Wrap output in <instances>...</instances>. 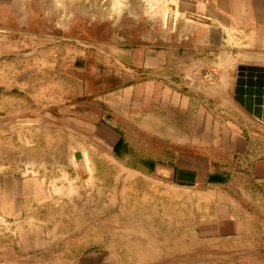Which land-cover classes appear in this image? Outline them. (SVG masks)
I'll return each instance as SVG.
<instances>
[{"label":"crops","instance_id":"crops-1","mask_svg":"<svg viewBox=\"0 0 264 264\" xmlns=\"http://www.w3.org/2000/svg\"><path fill=\"white\" fill-rule=\"evenodd\" d=\"M164 1L168 9L165 21L157 17L162 14L151 7L127 6L122 12L126 19L119 21L125 33L118 34L117 43L97 42L103 49L99 53L80 54L81 58L79 54L62 56L60 49L49 59L41 34L32 37L34 32L45 31L47 15L55 14V10L47 6L48 0H0V32L21 35L23 32L27 36L22 35L20 40L0 37V113L17 116V126H12V140L15 142L17 132L24 135L40 131L47 120L60 129L69 122L80 123V129L72 127L73 133L89 139L98 129L107 136L108 143L119 144L133 157V151L143 147L139 142L141 136L146 135L150 136V145L164 144L160 148L167 152L161 158L168 161L151 160L145 166L162 181L161 185L186 193L219 184L211 183L210 178L229 173L212 169L214 160L228 156L214 155L215 151L228 153V115L222 120L214 117L207 113L199 98L177 90L210 88L217 96L221 90H227L225 0ZM74 8L87 15L90 10L91 15L101 14L98 6ZM127 15L133 16L136 23L128 22ZM131 24H134V33L127 32ZM128 35L134 37V43ZM35 39L38 43H34ZM15 46H32V53H38L26 59L34 65L23 67L21 86L11 74L10 59ZM50 60L55 62L58 76L45 79L41 73L42 63ZM80 60L90 64V77L98 80L95 84L87 75L81 77L77 65L62 72L59 64H78ZM208 71L217 74L213 84L200 76ZM224 81L226 85L222 87ZM80 93L84 96L82 100H78ZM162 93L166 101L160 100ZM223 103L227 104V93ZM160 105L175 112L173 121L170 116L166 120L159 119ZM146 110L152 111L149 131L138 121L139 112L145 114ZM216 111L213 110L214 115ZM112 116H117L121 128L114 123L115 119L111 120ZM19 120L32 122L19 124ZM164 122L166 130L159 129V124ZM185 147H190L192 152L185 151ZM78 152L74 151V157ZM32 164L24 163L11 147L0 156V216L7 220L19 219L48 202L52 184L41 171L31 173ZM193 203L197 208L191 218L199 224L200 237L230 242L229 210L211 208L210 202L203 199ZM205 208H210V212Z\"/></svg>","mask_w":264,"mask_h":264},{"label":"rangeland","instance_id":"rangeland-1","mask_svg":"<svg viewBox=\"0 0 264 264\" xmlns=\"http://www.w3.org/2000/svg\"><path fill=\"white\" fill-rule=\"evenodd\" d=\"M135 4L159 11L162 15L157 17L164 21L168 16L164 0H48L47 6L55 10V14H48L45 31L34 32L32 37L41 34L49 59L60 49L62 56L99 53L103 47L97 42L120 40L118 34L125 33L120 29L123 23H119L124 19L123 9ZM77 6H98L101 14L91 15V10L90 15L81 10L77 12L74 8ZM127 20L136 23L133 16L127 15ZM131 26L128 33L135 32L134 24ZM147 27L150 30V26ZM18 35L15 40H20L22 35L27 38L23 32ZM128 37L134 43V37ZM35 40L34 43H38L39 40ZM29 53L32 55L26 56ZM36 54L32 53V46H15L10 60L16 84L22 85L23 67L34 65L26 59ZM59 65L62 72L77 65L81 77L87 75L94 84L98 81L90 77V64L81 60L78 64L62 62ZM41 73L45 79L58 76L55 62L42 63ZM208 73L215 72H202L200 76L209 84L215 83L216 80L206 79ZM225 85L226 81L222 87ZM177 91L199 98L207 113L214 117L222 120L228 115L227 104L223 103L227 90L218 92L219 96L210 88ZM160 96V100H167L163 93ZM83 98L80 93L78 100ZM213 110H217L216 115ZM145 114L140 111L138 121L149 131L152 111L146 110ZM158 116L164 120L170 116L173 121L176 114L160 105ZM111 118L121 128L117 116ZM16 120L15 115L0 113V156L11 147L24 163H33L31 173L41 171L49 178L48 182L57 184L51 185L46 205L15 220L0 216V264H231L230 242L200 237L199 224L191 218L197 208L193 202L199 199L210 202L211 208L229 210V178L200 191H175L161 185L162 181L145 168L151 160L168 161L161 158L167 154L160 148L164 144L150 145V136H141L139 142L143 147L133 151L131 157L119 144L108 143L107 136L98 129L89 139L73 133V128L80 129V123L69 122L60 129L47 120L40 131L24 135L17 132L14 142L11 131L12 126H17ZM159 125V129L166 130L165 122ZM185 148L192 152L190 147ZM74 151L82 153L83 158L76 159ZM226 154L214 152L215 157ZM157 156L161 159H153ZM212 167L229 172L228 156L214 160ZM205 209L210 212V208Z\"/></svg>","mask_w":264,"mask_h":264},{"label":"water","instance_id":"water-1","mask_svg":"<svg viewBox=\"0 0 264 264\" xmlns=\"http://www.w3.org/2000/svg\"><path fill=\"white\" fill-rule=\"evenodd\" d=\"M0 37L1 38L18 39L19 35L14 34V33H9V32H0ZM23 122H32V121L31 120H24ZM75 157L78 160L83 158L82 153H80V152L76 153Z\"/></svg>","mask_w":264,"mask_h":264},{"label":"trees","instance_id":"trees-1","mask_svg":"<svg viewBox=\"0 0 264 264\" xmlns=\"http://www.w3.org/2000/svg\"><path fill=\"white\" fill-rule=\"evenodd\" d=\"M217 177H219V179H215V178H217ZM229 178V173L227 174H223V175H220V176H216V177H211L210 178V182L211 183H219V182H221V181H224V180H226V179H228Z\"/></svg>","mask_w":264,"mask_h":264},{"label":"built area","instance_id":"built-area-1","mask_svg":"<svg viewBox=\"0 0 264 264\" xmlns=\"http://www.w3.org/2000/svg\"><path fill=\"white\" fill-rule=\"evenodd\" d=\"M215 77H216V73H208V74H206V79H208L210 81L214 80Z\"/></svg>","mask_w":264,"mask_h":264}]
</instances>
